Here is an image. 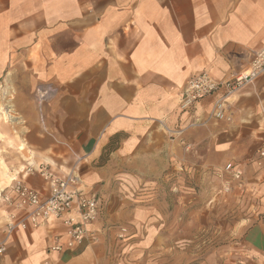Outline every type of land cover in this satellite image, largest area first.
I'll return each instance as SVG.
<instances>
[{
    "label": "crops",
    "instance_id": "1",
    "mask_svg": "<svg viewBox=\"0 0 264 264\" xmlns=\"http://www.w3.org/2000/svg\"><path fill=\"white\" fill-rule=\"evenodd\" d=\"M262 49L264 0H0V102L24 124L19 146L15 127L0 128L9 137L0 153L10 154L0 160V191L18 177L47 194L38 174L46 163L59 177L74 169L100 207L82 247L53 252L61 222L5 241L8 216L24 212L0 198V264H121L113 215L138 226L143 246H157L159 185L178 167L232 162L263 216L264 168L253 161L264 144V74L229 97L228 120L197 124L223 91L192 112L179 108L191 77L230 80ZM239 259L264 264V220L245 229Z\"/></svg>",
    "mask_w": 264,
    "mask_h": 264
},
{
    "label": "rangeland",
    "instance_id": "2",
    "mask_svg": "<svg viewBox=\"0 0 264 264\" xmlns=\"http://www.w3.org/2000/svg\"><path fill=\"white\" fill-rule=\"evenodd\" d=\"M0 107L13 110V106L2 102ZM19 121L21 124H14ZM4 125L15 127L13 138L19 146L22 140L19 127L24 124L13 111L10 114L8 111L6 116L0 115V128ZM8 138L0 136L1 141L7 142ZM9 156L0 153V160ZM11 156L19 162V155ZM227 164L220 168L178 167L166 172L156 202L161 208L164 232L155 247L143 246L140 241L143 236L136 224L121 223L120 215H113L121 264H241L238 257L244 251L245 229L263 222L264 215H254V203L245 182L247 173L241 182L236 181L224 171ZM255 166L259 168L256 163ZM124 227L130 234L127 240L118 238Z\"/></svg>",
    "mask_w": 264,
    "mask_h": 264
},
{
    "label": "built area",
    "instance_id": "3",
    "mask_svg": "<svg viewBox=\"0 0 264 264\" xmlns=\"http://www.w3.org/2000/svg\"><path fill=\"white\" fill-rule=\"evenodd\" d=\"M264 74V49L258 51L252 59L248 69L236 74L230 80L218 81L208 73H201L191 77L180 94L179 108L183 112H192L203 98L223 91L222 96L214 103L207 119L199 120V126H205L210 121H225L230 118L228 99L242 88L256 81ZM255 163L264 168V144L258 149ZM224 171L236 181L241 182L243 173L236 169L232 163ZM27 173L34 174L30 167ZM40 178L48 185V193L44 194L32 189L18 177L10 179L9 194L0 198L4 203L14 206L24 212L23 217L10 215L7 219L6 240L16 231L35 230L43 227L50 219L58 220L64 227V235L58 236L49 248L53 252L76 251L82 247L88 238H91L89 227L99 217L100 207L97 195L85 196L81 193L82 179L74 170H70L63 177L55 175L48 164L42 163L38 167ZM128 229L121 228L118 238L124 240L128 237ZM5 248L0 247V253Z\"/></svg>",
    "mask_w": 264,
    "mask_h": 264
},
{
    "label": "bare ground",
    "instance_id": "4",
    "mask_svg": "<svg viewBox=\"0 0 264 264\" xmlns=\"http://www.w3.org/2000/svg\"><path fill=\"white\" fill-rule=\"evenodd\" d=\"M4 94H5V93H4ZM6 113H8V111L0 107V115H1L2 117H4V116H6ZM8 118H9V117H8ZM11 121L13 122V118H11ZM21 149H24V148L21 147ZM4 167H5V166H4ZM7 169H8V168H7ZM5 171H6V170H5ZM4 176H5V177H8V174H6V172H5V173H4Z\"/></svg>",
    "mask_w": 264,
    "mask_h": 264
}]
</instances>
